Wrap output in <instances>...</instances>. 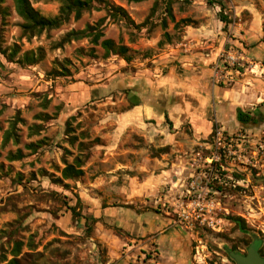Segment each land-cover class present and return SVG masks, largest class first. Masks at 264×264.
I'll return each mask as SVG.
<instances>
[{
  "label": "rangeland",
  "instance_id": "1",
  "mask_svg": "<svg viewBox=\"0 0 264 264\" xmlns=\"http://www.w3.org/2000/svg\"><path fill=\"white\" fill-rule=\"evenodd\" d=\"M31 1L45 17L59 14L56 2ZM104 1L127 15L96 4L34 37L23 34L13 0L0 3V264L18 243L19 264H163L159 232H138L140 220L179 231L187 264H234L231 252L264 240V120L244 126L231 115L227 129L212 106L213 136L201 137L187 120L170 144L148 131L157 127L151 120L116 130L136 104L164 105L176 77L200 80L209 94L234 89L252 100L245 109L264 115V0H219L223 8L172 0V17L167 0ZM99 21L105 38L129 49L128 60L106 57L89 39L63 41ZM15 46L11 62L3 51ZM28 52L43 57L16 62ZM13 125L19 139L7 141ZM18 150L23 158L9 160ZM77 157L83 175L64 178ZM106 208L126 226H109L100 217Z\"/></svg>",
  "mask_w": 264,
  "mask_h": 264
},
{
  "label": "crops",
  "instance_id": "2",
  "mask_svg": "<svg viewBox=\"0 0 264 264\" xmlns=\"http://www.w3.org/2000/svg\"><path fill=\"white\" fill-rule=\"evenodd\" d=\"M192 78H174L170 87L167 91V99L164 105L156 106L148 102L143 104L139 103L134 106L133 109L125 112L121 117L118 128L116 130L117 134L124 135L130 131H135L137 129V123L141 120H151L152 123L157 127L149 128L148 131L153 132V130L161 132L164 135V140L166 144L172 143L175 134H178V130L181 129L182 124L189 120L190 124H195L196 130L199 135L203 138L209 137L214 129L213 122L209 120L210 107L216 111V116L218 120L225 125V128L231 127L230 116L233 115V121L240 124L237 121V110L241 109L245 113H251L250 109H245L252 103L250 98L241 99V97H236L234 95V89H213L212 93H205L202 87L205 83L197 80L195 84L191 81ZM227 91L229 96L226 95ZM191 97L198 102L197 107H191L187 103V98ZM260 120L258 124L263 123L264 115L258 112H253ZM166 115L168 116L171 124L167 122ZM195 117V119H194ZM198 118V119H197ZM179 124H176V121ZM195 120V121H194ZM165 122L169 125H165ZM257 124V125H258ZM242 125V124H241ZM252 126V125H251ZM115 211L112 208L102 209L100 212V217L105 219V222L111 226L113 224L116 227L126 226L125 220L123 218H113ZM99 217V218H100ZM96 218V217H95ZM107 219L112 221H108ZM141 221V220H140ZM139 225H143L144 222H140ZM99 223V222H98ZM138 221L134 225L138 232H155L157 230L158 235L155 241L158 244L159 256L163 261V264H187V255L189 253V246L186 238L182 236L179 231L169 227L167 223H163L161 226H155L154 222L148 228L139 227ZM113 226V227H114Z\"/></svg>",
  "mask_w": 264,
  "mask_h": 264
},
{
  "label": "trees",
  "instance_id": "3",
  "mask_svg": "<svg viewBox=\"0 0 264 264\" xmlns=\"http://www.w3.org/2000/svg\"><path fill=\"white\" fill-rule=\"evenodd\" d=\"M36 2H56L60 5L59 14L55 17H45L43 16L36 8L33 6V2L31 0H13L15 11L17 15L23 20V24L21 25L23 34L25 36L34 37L42 34L44 31L59 29L64 24L68 23L71 18L75 21L80 20L83 15L87 12L92 11L96 4H105L103 10H107L114 17H125L127 14L122 8H117L111 6L108 2L104 0H35ZM129 2L141 3L147 1H153L154 5L157 6L159 1L161 0H128ZM186 2H190L191 0H185ZM2 0H0V3ZM208 4H219L222 8V2L219 0H207ZM172 0H167V12L169 16L172 17L171 10ZM111 15V16H112ZM220 19L223 23L228 22V17L225 16L222 12L220 14ZM102 21H99L95 25H88L84 30L81 31H70L64 38V42H71L73 40H81V39H89L90 42L95 46H100L104 52L105 56L108 57L110 55H119L124 57L125 59H129L128 52L129 49L123 44L122 40L116 43L112 39L105 38L104 27L100 26ZM19 47L15 46L8 54L6 51H3V54L9 61H14L15 57L19 53ZM42 55L37 56L35 52L25 53L23 59H18L16 61L19 64H23L24 62H28L30 65L37 64L38 61L42 59ZM61 70V71H60ZM59 71L57 69L53 70V74L55 77L60 76L63 71L61 68ZM167 122L171 124L166 115ZM237 121L244 126L257 125L260 120L256 118V116L252 113H245L241 109L237 110ZM216 130V125L214 126ZM213 133L211 136H213ZM14 136L15 140L18 141L19 137L16 134V127L13 125L11 130L8 131L5 135L6 140L8 141L10 138ZM27 149H35V145H28ZM23 158L21 150H18L15 154H11L9 156V160H21ZM80 158L77 157L76 163L73 165H67L63 170L62 174L64 178H77L83 175V171L80 169ZM220 190V189H217ZM72 213L76 215V211L72 208ZM21 244L18 243L16 245V249L12 251L13 259L8 261L5 264H19V259L17 257L21 254Z\"/></svg>",
  "mask_w": 264,
  "mask_h": 264
},
{
  "label": "water",
  "instance_id": "4",
  "mask_svg": "<svg viewBox=\"0 0 264 264\" xmlns=\"http://www.w3.org/2000/svg\"><path fill=\"white\" fill-rule=\"evenodd\" d=\"M230 257L236 264H264V260L259 256L254 244L249 248L246 256L231 252Z\"/></svg>",
  "mask_w": 264,
  "mask_h": 264
},
{
  "label": "flooded vegetation",
  "instance_id": "5",
  "mask_svg": "<svg viewBox=\"0 0 264 264\" xmlns=\"http://www.w3.org/2000/svg\"><path fill=\"white\" fill-rule=\"evenodd\" d=\"M259 120V119H258ZM255 245V248L259 254V256L261 257L262 260H264V240L261 239V238H255L246 248V250H240L236 253L238 254H241L243 256H246L248 254V251H249V248L252 246V245ZM233 260V259H232ZM234 261V260H233ZM234 264L235 261H234Z\"/></svg>",
  "mask_w": 264,
  "mask_h": 264
}]
</instances>
